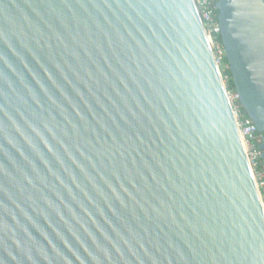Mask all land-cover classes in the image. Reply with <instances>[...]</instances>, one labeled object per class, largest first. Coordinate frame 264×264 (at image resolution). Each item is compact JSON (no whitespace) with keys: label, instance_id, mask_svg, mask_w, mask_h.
Listing matches in <instances>:
<instances>
[{"label":"water","instance_id":"obj_1","mask_svg":"<svg viewBox=\"0 0 264 264\" xmlns=\"http://www.w3.org/2000/svg\"><path fill=\"white\" fill-rule=\"evenodd\" d=\"M215 9L264 161V0ZM0 264H264L195 0H0Z\"/></svg>","mask_w":264,"mask_h":264},{"label":"built area","instance_id":"obj_2","mask_svg":"<svg viewBox=\"0 0 264 264\" xmlns=\"http://www.w3.org/2000/svg\"><path fill=\"white\" fill-rule=\"evenodd\" d=\"M215 1L216 0H195V3L205 28L208 41L212 48L215 62L221 71L223 81L226 85L228 77L224 76L223 72L225 69H228V66L225 63L224 49L218 41L220 29L217 22ZM227 94L239 128V133L246 155L254 175L255 183L264 206V161L261 158V151L258 148L262 135L257 131L253 122L246 115L241 114V105L235 91L227 89Z\"/></svg>","mask_w":264,"mask_h":264},{"label":"trees","instance_id":"obj_3","mask_svg":"<svg viewBox=\"0 0 264 264\" xmlns=\"http://www.w3.org/2000/svg\"><path fill=\"white\" fill-rule=\"evenodd\" d=\"M216 15H217V11H216ZM218 41L221 43V40H220L219 36H218ZM225 63L227 64L226 59H225ZM223 75L228 77V81L226 83L227 89L234 91V87H233V84H232V81H231V75L229 73V70L225 69L224 72H223ZM240 111H241V114L246 115L241 107H240Z\"/></svg>","mask_w":264,"mask_h":264}]
</instances>
